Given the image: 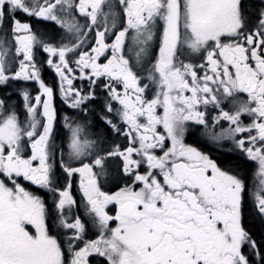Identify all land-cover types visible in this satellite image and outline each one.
I'll use <instances>...</instances> for the list:
<instances>
[{
    "label": "snow or ice",
    "instance_id": "1",
    "mask_svg": "<svg viewBox=\"0 0 264 264\" xmlns=\"http://www.w3.org/2000/svg\"><path fill=\"white\" fill-rule=\"evenodd\" d=\"M0 264H264V0H0Z\"/></svg>",
    "mask_w": 264,
    "mask_h": 264
},
{
    "label": "flooded vegetation",
    "instance_id": "2",
    "mask_svg": "<svg viewBox=\"0 0 264 264\" xmlns=\"http://www.w3.org/2000/svg\"><path fill=\"white\" fill-rule=\"evenodd\" d=\"M45 77L48 78V79H51L52 76H54V73L51 72L50 69H47V67L45 68V73H44ZM77 83H79L77 81ZM74 193H76L77 195V198H79V193L78 191L76 190V188H74ZM94 238V237H93ZM91 259V258H90Z\"/></svg>",
    "mask_w": 264,
    "mask_h": 264
}]
</instances>
